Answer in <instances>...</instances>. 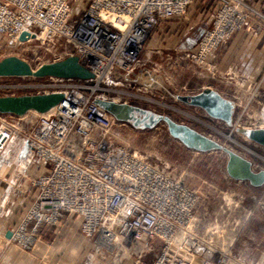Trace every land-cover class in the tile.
Returning a JSON list of instances; mask_svg holds the SVG:
<instances>
[{"label":"built area","instance_id":"2783aa9c","mask_svg":"<svg viewBox=\"0 0 264 264\" xmlns=\"http://www.w3.org/2000/svg\"><path fill=\"white\" fill-rule=\"evenodd\" d=\"M70 1L0 0L1 37L13 45L52 49L51 62L41 64L77 57L93 75L89 80L37 79L45 85L36 95L61 94L57 105L44 113L0 114V151L8 147L9 136L19 140L15 154L22 169L11 187L30 200L8 242L30 251L46 228L69 215L77 218L79 232L95 253L115 255L126 248L133 264H214L213 257L220 255L218 264H223L227 258L222 250L233 244L228 233L219 231L230 221L224 216L227 205L221 204L215 214L208 206L200 210L197 192L167 166L115 141L114 119L98 105L153 93L111 81L109 73L146 67L150 55L160 54L147 46L157 28L182 18L197 0H87L85 7L80 0ZM218 1L211 25L178 45L184 59L206 63L243 30L249 14L262 18L243 0ZM24 32L27 38L20 40ZM15 227L22 231L21 240L15 239ZM107 240L110 247L103 246Z\"/></svg>","mask_w":264,"mask_h":264},{"label":"rangeland","instance_id":"374dc122","mask_svg":"<svg viewBox=\"0 0 264 264\" xmlns=\"http://www.w3.org/2000/svg\"><path fill=\"white\" fill-rule=\"evenodd\" d=\"M75 1L77 0H71L70 4L73 5ZM80 1L82 7L87 5V0ZM243 2L262 18L249 14L250 19L241 31L251 37H258L264 33V11L247 0ZM213 3L215 6L212 7ZM194 4L199 11H209L211 8L213 13L219 1L198 0ZM176 23L182 37L173 33L168 36L167 42L162 39L157 46L154 45V49H160V54L150 55L146 67L160 74L179 96L189 98L212 92L219 103H222L221 107L219 105L209 113L200 106L171 100L153 92L147 94L145 99L117 103L127 105L130 111L126 119H114L112 135L116 142L127 144L147 157L151 163L167 166L187 187L197 192L202 201L200 210L203 211L208 206L209 209L215 208V214L221 204L227 205L224 216L228 215L230 221L226 229L219 231L228 233L230 238L237 235V238L231 245L227 262L224 260L223 264H264V180L254 184L246 178L232 176L228 170L231 158L235 157L246 165L250 174L264 175V145L250 140L242 132L264 131V68L259 78H245L235 70L223 73L215 68L211 72L209 68L214 65L207 61L196 64L184 59L183 51L177 50V47L192 25L187 13L176 20ZM166 26L167 21L157 28L151 38L161 35L160 28H167ZM241 31L236 32L225 47ZM175 35L179 37L177 41ZM175 42L177 44L173 47ZM166 46L168 50H164ZM46 49L50 48L38 47L37 44L13 45L10 40L0 36V60L14 56L36 68L43 61L51 62L53 51L50 49L48 53ZM165 54L169 59H165ZM26 83L34 87L7 88ZM42 85H45L42 80L32 78H0V97L36 95L43 89ZM171 124L196 134L208 145H188L181 136L171 132ZM16 157L13 150L5 157L0 154V240L3 239L4 230H11L16 216L21 214V209L26 208L30 201L27 196L11 187L10 178L19 164ZM234 205L238 208L233 209ZM231 220L237 224L235 228ZM60 227L59 223L58 228ZM53 229L46 228L47 232H42L30 251L21 250L10 242L0 243V264H49L44 259L48 256L45 254V246H51L54 241L51 239ZM35 250L39 251L43 261L36 262ZM61 254L55 255L53 263L63 264ZM219 257L220 255L213 257L214 264L219 263ZM132 262L133 256L123 257L119 252L104 255L95 253V247H92L82 264H133Z\"/></svg>","mask_w":264,"mask_h":264},{"label":"water","instance_id":"95a60500","mask_svg":"<svg viewBox=\"0 0 264 264\" xmlns=\"http://www.w3.org/2000/svg\"><path fill=\"white\" fill-rule=\"evenodd\" d=\"M31 77L35 79L56 78V79H79L89 80L93 78L92 73L83 67L77 57H68L63 60L41 64L34 68L25 61L9 56L0 60V78H23ZM109 79L114 82L123 84H133L142 87L148 91L156 92L162 96L177 100L182 103H188L200 106L206 109L209 113L217 109L222 103H219L218 98L212 92H204L197 97H181L179 96L164 80V78L150 68L142 67L135 72L123 73L118 69H113L109 73ZM62 99L61 94H47V95H24V96H5L0 97V114L22 116L27 112L44 113L50 108L57 105ZM112 103H101L98 105L110 115L113 119L124 120L117 118L108 107ZM188 131L184 128H180ZM250 140L264 145V131H242ZM234 158V157H232ZM247 168V167H246ZM249 173V172H248ZM259 176V175H256ZM235 177V176H234ZM239 178V177H236ZM246 178V177H245ZM244 179V178H240ZM250 182H253L249 178ZM264 180V179H263ZM262 180V181H263ZM11 232L8 231L5 238L9 240Z\"/></svg>","mask_w":264,"mask_h":264},{"label":"crops","instance_id":"0c3cea01","mask_svg":"<svg viewBox=\"0 0 264 264\" xmlns=\"http://www.w3.org/2000/svg\"><path fill=\"white\" fill-rule=\"evenodd\" d=\"M198 1V0H197ZM257 8H261L264 11V0H247ZM215 6V3L212 4ZM195 4L188 7L186 13L188 15V20H190L192 28L188 30V33L182 38V41L185 37L196 38L198 31L202 28H208L212 22L211 8L209 11H199L195 8ZM178 19H171L167 21V28H160L158 37L154 36L148 42L147 46L153 48L157 46L159 42H167V38L170 34L177 33L182 37V33L178 31V25L176 23ZM162 31L164 33H162ZM177 35L174 36L176 38ZM178 36L175 41L178 40ZM181 39V38H180ZM177 42H175L176 46ZM166 46V49L168 50ZM264 33L258 35V37H251L244 31H241L236 34V36L230 41L227 47L217 52H214L209 55L207 62L214 65V67L220 72H230L235 70L237 74L245 78H259L262 70L264 68ZM75 216L64 215L58 223L53 226L51 232V239H54L51 246L46 247V262L52 264L55 260V255L63 254L62 262L63 264H82V261L85 259L86 255H89L90 250L92 249V244L89 239L84 237L78 230V222ZM61 224V227L58 228V224ZM52 227L47 228L50 229ZM47 230L44 232L46 233ZM10 230H4L3 239L5 238L6 233ZM43 232V233H44ZM237 235L235 236V238ZM61 238V241H59ZM1 239L0 243L4 244L5 241ZM231 243V240H229ZM41 244V243H40ZM43 245V244H41ZM2 246V245H0ZM60 246V247H59ZM38 250L34 251V257H36V262L41 260L43 261L38 253ZM61 254V255H62ZM50 259V260H49ZM261 262V259H260ZM53 264H59L53 263ZM194 264H200L198 260Z\"/></svg>","mask_w":264,"mask_h":264},{"label":"bare ground","instance_id":"6f19581e","mask_svg":"<svg viewBox=\"0 0 264 264\" xmlns=\"http://www.w3.org/2000/svg\"><path fill=\"white\" fill-rule=\"evenodd\" d=\"M25 38H27V33L24 32V33L21 34L19 39L20 40H24ZM108 109L119 119H126L127 116H128V113L130 111V108L127 105H125V104H116V103H112L108 107ZM170 127H171L170 130H171V132L173 134L181 136L182 139L184 140V142H186L190 146L205 147L206 145H208V143H206V141L201 139L196 134H193V133H191L189 131H184V130L180 129V127L172 125V124H171ZM2 131H4V130H2ZM0 135H2V132L0 133ZM227 138H229V137H227ZM8 139H9L8 147L6 149H4L3 151H0V154L4 155V157L8 156V153H10V151H12V150L15 152L16 151L15 147L17 146V143L19 142V140L17 139V137L15 135L9 136ZM21 169H22V166H18L17 167V171H16V169H14V173L12 174V176L10 178L11 182H14V178L17 175L18 170L20 171ZM228 170H229V173L232 176L239 177V178H245L246 177V178H249L253 182H256V181L259 182V181H262L264 179V175L256 176V175H252V174L248 173L246 165H244L241 161H239L235 157L231 158V160L229 162ZM11 184L13 185V183H11ZM21 212H23V209H21ZM19 217H20V214L18 216H16V219H15V222H14V226H15L16 223L20 222L19 221L20 220ZM78 225H79V221H78ZM16 228L17 227H15L14 229H16ZM14 232L17 233V234L15 233V239H20L21 240L22 236H23L22 231L20 229H16V231H14ZM235 239H236L235 236H233V238H229V240H231V241L232 240L234 241ZM5 243L9 244V242L6 241V240H5ZM103 244H104L103 245L104 247H110L111 243L109 242V240H107V241H104ZM230 248L231 247L229 246V247H227V249L225 251L222 250V254H223L224 257L226 256V258H227L229 256ZM119 253H121V256H123V257H131V256H129L128 249H126V248H122L121 252H119ZM199 261L201 263V260H199Z\"/></svg>","mask_w":264,"mask_h":264}]
</instances>
